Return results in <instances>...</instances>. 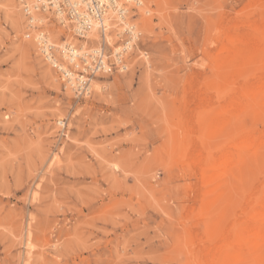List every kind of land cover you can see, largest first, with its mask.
<instances>
[{
  "label": "rangeland",
  "instance_id": "1",
  "mask_svg": "<svg viewBox=\"0 0 264 264\" xmlns=\"http://www.w3.org/2000/svg\"><path fill=\"white\" fill-rule=\"evenodd\" d=\"M33 1L0 0V264H264V0H141L88 98Z\"/></svg>",
  "mask_w": 264,
  "mask_h": 264
},
{
  "label": "built area",
  "instance_id": "2",
  "mask_svg": "<svg viewBox=\"0 0 264 264\" xmlns=\"http://www.w3.org/2000/svg\"><path fill=\"white\" fill-rule=\"evenodd\" d=\"M142 5L141 0H34L23 4V12L30 29L36 30L34 39L45 62L76 97L88 98L94 80L127 71V56L142 37L131 14ZM36 14H45L46 20L53 15L59 26L71 25L79 44L68 42L56 48ZM114 23L119 25L116 31L110 29ZM95 27L99 39L92 41L89 36ZM111 35L117 39L113 45L108 41Z\"/></svg>",
  "mask_w": 264,
  "mask_h": 264
},
{
  "label": "bare ground",
  "instance_id": "3",
  "mask_svg": "<svg viewBox=\"0 0 264 264\" xmlns=\"http://www.w3.org/2000/svg\"><path fill=\"white\" fill-rule=\"evenodd\" d=\"M142 4H143V2H142ZM35 18L37 19V20H39V21H43V19L42 18H38V16L36 17V15H35ZM110 25V24H109ZM118 24H116V23H114V24H112V26L110 27V29H116V28H118ZM70 28V27H69ZM114 29V30H115ZM61 32V31H60ZM113 36V38H114V35H112ZM112 36H108V41H109V43H112ZM89 38L91 39V40H98L99 39V34H98V30H97V27H95L94 29H93V31H92V33L90 34V36H89ZM100 87V86H99ZM98 87V88H99ZM96 90V89H95ZM218 166V165H217ZM220 166V165H219ZM264 254V253H263Z\"/></svg>",
  "mask_w": 264,
  "mask_h": 264
}]
</instances>
